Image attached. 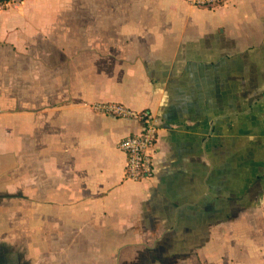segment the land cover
Masks as SVG:
<instances>
[{
	"label": "crops",
	"instance_id": "0c3cea01",
	"mask_svg": "<svg viewBox=\"0 0 264 264\" xmlns=\"http://www.w3.org/2000/svg\"><path fill=\"white\" fill-rule=\"evenodd\" d=\"M6 1L0 264H264V0Z\"/></svg>",
	"mask_w": 264,
	"mask_h": 264
},
{
	"label": "built area",
	"instance_id": "2783aa9c",
	"mask_svg": "<svg viewBox=\"0 0 264 264\" xmlns=\"http://www.w3.org/2000/svg\"><path fill=\"white\" fill-rule=\"evenodd\" d=\"M229 0H187L198 8L211 9ZM8 5L0 0V10ZM90 108L96 113H104L116 117L138 119L142 128L138 133L121 138L117 147L125 153L124 174L127 179L141 180L152 175L153 147L157 137V128L149 110H135L120 102L94 101Z\"/></svg>",
	"mask_w": 264,
	"mask_h": 264
}]
</instances>
